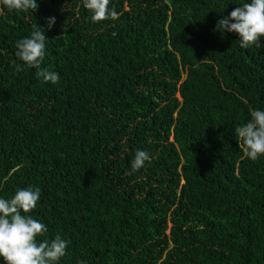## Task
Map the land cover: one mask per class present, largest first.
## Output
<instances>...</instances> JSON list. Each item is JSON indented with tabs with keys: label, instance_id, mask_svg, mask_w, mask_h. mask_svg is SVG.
Returning <instances> with one entry per match:
<instances>
[{
	"label": "trees",
	"instance_id": "16d2710c",
	"mask_svg": "<svg viewBox=\"0 0 264 264\" xmlns=\"http://www.w3.org/2000/svg\"><path fill=\"white\" fill-rule=\"evenodd\" d=\"M36 2L0 3V198L40 189L38 240L70 241L57 264H264V156L235 134L264 111V47L215 30L250 0H110L97 23ZM35 24L57 84L12 63Z\"/></svg>",
	"mask_w": 264,
	"mask_h": 264
},
{
	"label": "clouds",
	"instance_id": "9594fccd",
	"mask_svg": "<svg viewBox=\"0 0 264 264\" xmlns=\"http://www.w3.org/2000/svg\"><path fill=\"white\" fill-rule=\"evenodd\" d=\"M9 11L35 12L36 0H0ZM110 0H82L83 7L91 13L93 23L108 19H118L119 13L109 9ZM55 23L54 17L47 18L48 28ZM216 31L238 34L241 49L255 45L264 47V0H250L236 7L227 17H221ZM45 29L37 24L28 38L17 41L15 57L22 61H12L15 71L25 68L37 69L36 75L45 83L57 84L59 74L41 68L45 54ZM250 120L235 128L238 146L243 156L252 161L264 156V111L251 110ZM151 157L144 150H137L126 174H133L143 168ZM41 191L38 187L20 189L10 199L0 198V258L3 264H57L65 256L70 241L56 235L53 239L38 240L47 232L45 224L32 218L29 213L36 207ZM82 264V262H81Z\"/></svg>",
	"mask_w": 264,
	"mask_h": 264
}]
</instances>
